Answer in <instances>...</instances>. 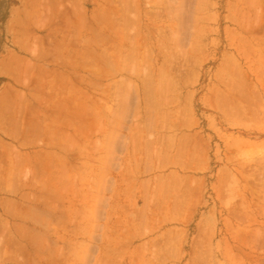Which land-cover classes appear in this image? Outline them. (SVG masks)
<instances>
[{
	"label": "rangeland",
	"instance_id": "1",
	"mask_svg": "<svg viewBox=\"0 0 264 264\" xmlns=\"http://www.w3.org/2000/svg\"><path fill=\"white\" fill-rule=\"evenodd\" d=\"M0 264H264V0H0Z\"/></svg>",
	"mask_w": 264,
	"mask_h": 264
},
{
	"label": "bare ground",
	"instance_id": "2",
	"mask_svg": "<svg viewBox=\"0 0 264 264\" xmlns=\"http://www.w3.org/2000/svg\"><path fill=\"white\" fill-rule=\"evenodd\" d=\"M187 29V28H186Z\"/></svg>",
	"mask_w": 264,
	"mask_h": 264
}]
</instances>
